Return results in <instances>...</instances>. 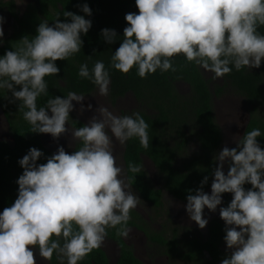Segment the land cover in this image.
I'll list each match as a JSON object with an SVG mask.
<instances>
[{"label": "clouds", "instance_id": "1", "mask_svg": "<svg viewBox=\"0 0 264 264\" xmlns=\"http://www.w3.org/2000/svg\"><path fill=\"white\" fill-rule=\"evenodd\" d=\"M76 7L84 15L63 11L61 20L57 13L52 23L43 20L35 35L23 36L14 49L0 55V91L10 93L5 97L9 104L19 102L31 133L48 134L53 140L70 134L69 147L79 145L71 153L58 146L47 157L31 147L17 161L23 170L15 181L17 196L0 211V264H37V256L50 261L54 253L61 264H79L101 247L109 228L120 226L118 233L127 237L130 211L141 201L115 152L116 144L124 146L133 138L148 147L149 126L139 112L120 116L99 106L97 115L73 128V102L82 114L83 94L69 91L37 106V99L48 95L45 77L59 76L57 61L79 53L81 37L92 27L85 18L92 15L89 5ZM135 7L138 12L124 16L127 26L111 55L112 69L127 74L135 68L140 78L157 70L174 72L172 58L177 55L213 79L233 69L261 67L264 34L258 29L264 26V0H135ZM4 22L0 16V45ZM100 36L108 45L119 37L109 28L101 29ZM78 76L90 80L98 95L109 94L110 73L102 60L91 70L81 64ZM87 107L92 110L91 104ZM262 135L253 128L235 147L224 146L213 156L210 193L203 190L209 182L205 175L186 195L184 210L200 229L208 224L205 209L215 213L219 206L225 244L220 264H264V147L257 140ZM42 158L46 162L38 163ZM128 171L138 174L141 166L130 162ZM226 193L232 198L223 206Z\"/></svg>", "mask_w": 264, "mask_h": 264}, {"label": "trees", "instance_id": "2", "mask_svg": "<svg viewBox=\"0 0 264 264\" xmlns=\"http://www.w3.org/2000/svg\"><path fill=\"white\" fill-rule=\"evenodd\" d=\"M87 3L92 11V27L82 36L83 47L79 53L65 61H57L60 68L59 76H48V95L37 99V106H42L47 99L54 96H66L69 91L89 95L96 86L88 79L78 76L79 67L87 63L89 70L97 60H102L110 73L108 100L114 102L130 93L141 106L139 112L148 124V147H141L138 138L126 142L122 150V161L125 176L130 186L138 196L154 208L163 204V194L179 201H186L188 190H195L205 175L209 182L203 190L210 188L211 169L215 167L213 156L221 147L222 134L214 120L212 111L213 92L201 68L188 62L183 55L173 59L175 71L160 72L157 70L145 78H140L133 68L123 74L110 67V58L119 40H122L123 29L127 26L124 16L129 12H138L135 0H32L22 12L16 8L14 0H0V14L11 19L8 33L4 35V43L0 45V55L5 50L15 48L23 36L35 35L36 27L43 20L52 23L57 13L71 11L84 15L76 7ZM109 28L117 32L118 40L108 45L100 36L101 29ZM264 34V26L258 29ZM95 51V52H94ZM224 80L243 96L251 105L248 118L240 136L253 128H259L264 134V62L258 69H233L225 75ZM183 82L189 91L181 93L176 84ZM222 86H216L214 94L222 93ZM5 97H10L7 91H0V112L6 119L10 141L0 140V211L11 206L17 196L16 179L22 174L17 161L22 158L29 148L41 150L45 156L53 153L43 144L42 134L31 133L30 125L23 119L22 111L17 105L9 104ZM6 105V106H5ZM71 127H80L83 123L70 115ZM240 139V138H239ZM190 140L196 143L195 149L189 146ZM264 147V135L257 138ZM79 145H73L71 153ZM147 158L154 167L159 184L150 183L147 172L143 167V158ZM43 158L38 163H45ZM141 166V171L134 174L128 171L129 163ZM250 187V185H246ZM231 194H223V206L231 200ZM141 231L147 241L159 247L162 253L171 260L182 264H220L225 251L222 249L224 223L213 218L208 222L205 236L198 232L187 233L179 237L176 230L160 229L149 231L142 225L135 211H130L127 227ZM109 228L106 238L113 241L118 248L116 259L111 263L105 250L94 249L79 264H144L127 244L124 236L118 233V228ZM48 264H61L56 254L47 261ZM66 264V260L64 261Z\"/></svg>", "mask_w": 264, "mask_h": 264}, {"label": "rangeland", "instance_id": "3", "mask_svg": "<svg viewBox=\"0 0 264 264\" xmlns=\"http://www.w3.org/2000/svg\"><path fill=\"white\" fill-rule=\"evenodd\" d=\"M31 1L32 0H23V4L18 5L17 0H14L16 8L19 12H22L25 6ZM0 16H3L5 19V22L2 25L5 35L10 29L11 19L6 15L0 14ZM263 62L264 60H262L261 63ZM201 71L203 73V76L208 81L209 88L213 92V117L222 134L221 147L219 148L218 152L224 146L233 148L235 147V141L239 140L240 135L243 131L242 129L247 121L248 110L251 105L243 96L238 94L234 90V88H232L227 83V81L224 80L223 77L213 79L211 73L205 72L203 69H201ZM216 86H222L223 88L222 93L219 96H216L214 94ZM176 87L181 93H187L189 91L188 85L183 82H178L176 84ZM84 96L85 100L82 101L84 105L83 113L81 114L79 112L80 105L76 104V102H73L75 108L74 111L70 113L71 116L82 121L84 124L87 123V121L93 115H97L95 110L99 106L106 107L115 115L120 116L130 115L141 107L130 93L126 94L122 98L117 99L114 104H112L108 100V96L104 97L98 95L97 88L91 94ZM89 104L92 105L91 111H89L87 107ZM260 111L262 114H264V107L261 108ZM41 138L43 144L52 153L56 152L58 146H63L66 152L71 149V147H69V144H71L70 134L63 135L58 140H53L52 137L48 134H42ZM0 140L10 141L7 122L1 112ZM189 146L191 149H195L196 143L194 142V140H190ZM122 150L123 146H120L119 144L115 145V152L118 155L119 162L124 169L122 161ZM143 167L147 172L150 183L158 186L159 180L156 171L151 162L145 157L143 158ZM225 172H227V167H225ZM133 191L137 194L134 189ZM205 192L210 193V188L205 190ZM168 199L172 201V205L170 207V202ZM185 203L186 201H179L167 194H163V204L160 208H154L149 203L141 199L140 204L137 206V208L133 209V211H135V213L138 215V219H141L143 227L149 231H159L160 229H164L170 232V230L175 229L179 237H182L187 233H193L195 231L198 232L201 236H205L208 224L204 229H200L195 224V222L190 221L183 207ZM205 218L208 219V222L213 218L219 219L221 222H223L219 217V206L215 213L209 212L207 209H205ZM129 230L130 231L127 237H124V239L127 244L133 249L134 254L144 264H182L177 260H171L167 256H165L162 253L161 249L153 244H150L147 241L145 235L138 229L131 227L129 228ZM101 247L107 253L109 261L113 263L118 253V248L116 247L115 243L105 238ZM222 249L225 251L224 243L222 244ZM36 258L37 264H48L46 260H43L38 256Z\"/></svg>", "mask_w": 264, "mask_h": 264}, {"label": "flooded vegetation", "instance_id": "4", "mask_svg": "<svg viewBox=\"0 0 264 264\" xmlns=\"http://www.w3.org/2000/svg\"><path fill=\"white\" fill-rule=\"evenodd\" d=\"M81 122H82V121H81ZM82 123H83V122H82ZM83 124H84V123H83ZM7 126H8V125H7ZM10 140H11V137H10ZM72 147H73V146H72ZM72 147H71V148H72ZM127 228L129 229V228H131V227L129 226V227H127ZM133 228H134V227H133ZM106 239H108V238H106ZM109 240H110V239H109ZM112 242H113V241H112Z\"/></svg>", "mask_w": 264, "mask_h": 264}, {"label": "water", "instance_id": "5", "mask_svg": "<svg viewBox=\"0 0 264 264\" xmlns=\"http://www.w3.org/2000/svg\"><path fill=\"white\" fill-rule=\"evenodd\" d=\"M243 130V129H242Z\"/></svg>", "mask_w": 264, "mask_h": 264}]
</instances>
